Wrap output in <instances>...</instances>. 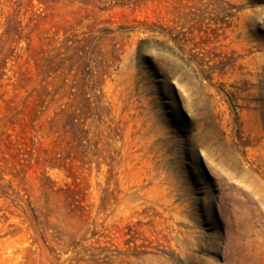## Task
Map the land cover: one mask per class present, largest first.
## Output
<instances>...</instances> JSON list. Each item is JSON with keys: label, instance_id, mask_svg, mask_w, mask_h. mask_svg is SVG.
Wrapping results in <instances>:
<instances>
[{"label": "rangeland", "instance_id": "obj_1", "mask_svg": "<svg viewBox=\"0 0 264 264\" xmlns=\"http://www.w3.org/2000/svg\"><path fill=\"white\" fill-rule=\"evenodd\" d=\"M0 264H264V0H0Z\"/></svg>", "mask_w": 264, "mask_h": 264}, {"label": "trees", "instance_id": "obj_2", "mask_svg": "<svg viewBox=\"0 0 264 264\" xmlns=\"http://www.w3.org/2000/svg\"><path fill=\"white\" fill-rule=\"evenodd\" d=\"M172 71V67L171 68H166L165 72L163 73V78H165V80H169V73H171Z\"/></svg>", "mask_w": 264, "mask_h": 264}]
</instances>
